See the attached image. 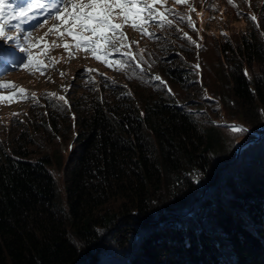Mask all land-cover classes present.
I'll use <instances>...</instances> for the list:
<instances>
[{
    "label": "trees",
    "instance_id": "1",
    "mask_svg": "<svg viewBox=\"0 0 264 264\" xmlns=\"http://www.w3.org/2000/svg\"><path fill=\"white\" fill-rule=\"evenodd\" d=\"M192 4L246 29L202 32L194 17L193 30L177 4L163 30L183 52L142 47L141 56L197 98L209 83L204 101L236 124L202 119L197 101L158 81L146 94L114 83L67 104L53 97L43 131L30 118L0 139V264H264V0ZM69 108L80 111L65 120ZM73 130L68 152L55 147ZM40 136L56 145L33 155Z\"/></svg>",
    "mask_w": 264,
    "mask_h": 264
},
{
    "label": "rangeland",
    "instance_id": "2",
    "mask_svg": "<svg viewBox=\"0 0 264 264\" xmlns=\"http://www.w3.org/2000/svg\"><path fill=\"white\" fill-rule=\"evenodd\" d=\"M23 2L24 0H6L5 7L10 12L11 7ZM177 4L175 0H166V3H157L154 7L160 12L171 9L175 13L180 14ZM189 5L194 8L192 0H188V3L184 4V6L188 7V14L193 24V18H198L202 32H213L219 35L227 30L228 32L231 31L228 29L230 26L240 30L246 29L245 19H236L232 24L227 25L226 22L229 18L227 14H222V12L210 14L209 12L203 10L202 12L196 9L192 11ZM249 13L252 17H255L253 11ZM177 17L179 16L177 15ZM5 19L7 20V16ZM43 19L44 14L41 13L37 20L23 24L22 27L25 31L19 34L11 27H6L7 35H19L20 43L27 47L33 56L32 63H28L27 53L21 52L19 48L14 46L15 41H0V85H4L0 87V96L5 97V99L0 100V139L6 142L11 141L23 124L28 123L30 118L34 120L35 124L32 131H43L41 111L51 113L53 116L55 112L52 110V103L53 101L55 102L54 98L56 97L63 96L70 103L81 93L93 95L96 90H102V92L108 94L118 90L114 83L125 86L127 90L133 93L139 91L146 94L156 90L155 83L157 81L163 82L167 88L170 87L172 89L179 101H197L198 103L191 102V107H200L199 113H201L202 119L206 116L219 124H236V119L224 116L220 110V104L217 106L218 110L214 109L212 104L204 101L203 98L208 96L209 83L199 84L200 96L197 98L193 89L183 92L180 86L167 78V75L163 73L165 70L163 66L160 64L152 66L146 59L142 58L141 53L145 47L153 48L157 46L158 49L167 55L172 51L176 53L183 52V48L178 45L176 37L167 30H162L157 23L144 25L148 33L155 34L156 40L125 25L122 30L126 34L127 40L124 41L123 46L119 40H117L115 48L109 44H102L100 50L93 55L83 50V48L76 49L73 38L66 34L60 37L56 29H52L48 35H45L54 23L60 24L59 31H63L64 27L71 24V20L63 23L50 19L43 28L37 27ZM131 20H136L140 23L135 16H132ZM114 22L119 23L120 21L117 19ZM11 23L15 24L18 21L12 18ZM178 27L181 32L187 33L182 25H178ZM27 32H31V35L27 36L28 44L25 45L24 40ZM53 42H55V45L67 43L70 51L75 54V58H70L68 51H65L63 47H56ZM129 45L130 47H128ZM161 45L163 47H160ZM116 49H119V51H116ZM129 53L132 55L130 56ZM96 55L100 56L99 60L95 58ZM195 58L193 62L194 73L200 74V67L203 61L199 55H196ZM37 61L39 62V67H37ZM24 64H28V66L24 67ZM127 69L136 74V77L127 78ZM61 73H64V75L62 76ZM156 76H159L160 80H156ZM20 88H23L25 92L20 93ZM33 93L35 94L34 97ZM52 93L56 95H50ZM78 111L80 110L77 108H69L67 114L64 115V119L66 120L67 117L73 116ZM76 135L77 131L73 130L70 133L69 140H61L57 145L49 141L45 136H40L37 143L30 142L29 147L34 151L33 155L50 152L55 145V147L58 146L61 150L68 152ZM244 144L242 143V145ZM57 183L58 193L60 197L64 198L65 186L63 179L61 177L58 178Z\"/></svg>",
    "mask_w": 264,
    "mask_h": 264
},
{
    "label": "snow or ice",
    "instance_id": "3",
    "mask_svg": "<svg viewBox=\"0 0 264 264\" xmlns=\"http://www.w3.org/2000/svg\"><path fill=\"white\" fill-rule=\"evenodd\" d=\"M175 2L178 4H187L188 0H175ZM5 3L6 0H0V41H15L14 46L19 48L21 52L27 53V61L29 64L33 61L31 52L20 43L19 35H7L6 27H11L19 34L25 31L22 27L23 24L37 20L41 13L44 14V19L37 25L39 28H43L50 19L63 23L71 20V24L64 27L63 31H59L60 24L54 23L45 35H48L52 29H56L60 37H63L65 34L72 37L76 49L83 48V50L93 55L100 50L102 44H109L115 48L116 42L119 40L123 46L124 41L127 40V36L122 30L125 25L130 26L133 30L140 31L143 35L154 38L155 34L148 33L144 25L157 23L163 30L165 26L171 27L173 24V20L168 19V16L175 17L179 15L171 9L160 12L154 7L157 3H166V0H150V2L149 0H24L23 3L11 7L10 12L6 9ZM228 3L232 4V0H228ZM189 8L194 11L191 5H189ZM6 16L7 20L5 19ZM132 16H135L140 23L136 20H131ZM12 18H15L18 23L12 24ZM117 19L120 21L119 23L114 22ZM250 19L255 20V17L253 16ZM189 25L195 30V26L191 22L190 17ZM30 35L31 32L26 33L25 45L28 44L27 36ZM184 36L191 41V37H188L187 33H184ZM192 42L195 43V41ZM53 43L55 45V42ZM55 46L63 47L65 51L69 52L70 58H75V54L70 51L67 43ZM116 51H119V49H116ZM129 55L131 56L132 54L129 53ZM95 58L99 60L100 56L96 55ZM23 66L27 67L28 64H24ZM39 66V62L37 61V67ZM61 75L63 76L64 73H61ZM245 75H247V71H245ZM155 79L160 80V77L156 76ZM3 86L0 85V87ZM19 91L20 93L25 92L23 88H20ZM169 91L171 90L169 89ZM32 95L33 97L35 96L34 93ZM50 95L55 96L56 94L52 93ZM3 99L5 97L0 96V100ZM59 99L67 104V100L63 96L59 97ZM233 131L242 132L244 129L233 128Z\"/></svg>",
    "mask_w": 264,
    "mask_h": 264
}]
</instances>
